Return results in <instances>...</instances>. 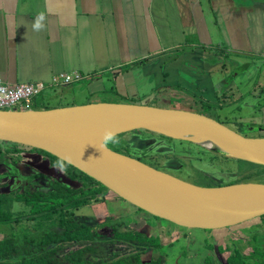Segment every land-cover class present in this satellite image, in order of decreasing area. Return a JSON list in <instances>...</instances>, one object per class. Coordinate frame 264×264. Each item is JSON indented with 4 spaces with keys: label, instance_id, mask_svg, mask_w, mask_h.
Instances as JSON below:
<instances>
[{
    "label": "crops",
    "instance_id": "1",
    "mask_svg": "<svg viewBox=\"0 0 264 264\" xmlns=\"http://www.w3.org/2000/svg\"><path fill=\"white\" fill-rule=\"evenodd\" d=\"M41 13L45 28L33 31ZM218 49L264 60V0H0L2 80L10 85L46 82L73 70L86 76L78 83L47 86L39 94L75 84L91 94H123L134 87L135 72L156 64L183 71L185 80L200 86L207 70L197 61L210 59L204 55ZM151 70L149 76L155 74ZM160 76H169V69L162 68ZM102 101L108 100L81 103ZM156 225L168 233L176 229Z\"/></svg>",
    "mask_w": 264,
    "mask_h": 264
},
{
    "label": "rangeland",
    "instance_id": "2",
    "mask_svg": "<svg viewBox=\"0 0 264 264\" xmlns=\"http://www.w3.org/2000/svg\"><path fill=\"white\" fill-rule=\"evenodd\" d=\"M204 62L198 60L207 70L202 75L203 85L197 86L193 79L190 82L183 78L182 73H176L169 69V76L162 77V68L156 64L141 70V74L135 72L134 87L120 94L115 91L94 93L87 91L82 84H75L65 88L47 89L37 95L29 104L31 108H55V106H71L70 103L95 100H108L104 102H134L158 107L188 108L212 117L223 123L230 129L243 136H264V60L263 57L245 56L235 52L218 49L211 51L209 56L204 55ZM165 62V60H164ZM138 68V67H130ZM152 69V70H151ZM181 70H184L180 68ZM154 71L150 76L149 73ZM187 76V73H184ZM192 78L194 77L191 74ZM188 78V76H187ZM106 86L109 81L104 83ZM189 89L190 91H188ZM128 93V95H126ZM138 95L139 98L135 97ZM133 96V98L131 97ZM70 104V105H66ZM86 104V103H81ZM80 105V104H73ZM25 104L19 109H27ZM63 107V106H59ZM46 108V109H50ZM125 140L130 141L128 151L149 165L164 170L174 176L197 185L211 186L217 183H227L234 177L246 176L257 182L264 183V173H258L261 166L251 164L248 161H238L232 158H223L214 146L205 143L167 141L160 139L156 134L146 131L139 133H124ZM148 142V143H146ZM202 146L212 152L221 155L210 160L212 154L207 150H201ZM168 158H165L166 155ZM33 159L39 155L29 154ZM213 157V156H212ZM239 176V177H240ZM245 176V177H246ZM244 179V177H243ZM247 180V179H244ZM104 196L108 199L95 202L92 205H84L74 210L75 218L96 227L103 234V239L110 237L108 218L114 221H122L125 225L137 230H147V234L159 235L164 244L160 248L148 250L147 248L130 246L126 243L109 242L108 240H95L97 252L94 258L118 257L133 252H140L144 260L159 256L161 264H219L224 260L225 247H248L252 239L256 237L258 245H264V218L261 216L244 221L234 226L222 229L184 228L171 222L151 216L142 210H134V205L116 196L110 190H104ZM111 196V198L109 197ZM138 212L139 215H135ZM158 220V221H157ZM106 221V222H105ZM160 224L173 229L170 233ZM105 223V225H101ZM11 226L0 225V239L7 236ZM169 231V230H168ZM246 240V241H245ZM252 241L251 243H253ZM172 243L171 246L168 244ZM213 246V248H212ZM144 249V251H143ZM246 251V250H245Z\"/></svg>",
    "mask_w": 264,
    "mask_h": 264
},
{
    "label": "water",
    "instance_id": "3",
    "mask_svg": "<svg viewBox=\"0 0 264 264\" xmlns=\"http://www.w3.org/2000/svg\"><path fill=\"white\" fill-rule=\"evenodd\" d=\"M106 128L117 135L142 129L208 142L222 154L264 165V136H243L193 110L104 101L0 110V141L44 150L135 207L180 227L215 230L264 215V183L197 185L110 147L100 152L95 145Z\"/></svg>",
    "mask_w": 264,
    "mask_h": 264
},
{
    "label": "trees",
    "instance_id": "4",
    "mask_svg": "<svg viewBox=\"0 0 264 264\" xmlns=\"http://www.w3.org/2000/svg\"><path fill=\"white\" fill-rule=\"evenodd\" d=\"M191 108L184 109L196 111ZM139 131L149 132L137 129L130 133ZM156 135L169 142H190ZM118 136L121 143L109 147L136 157L128 151L133 141L127 142L123 137L124 133ZM199 147L207 150L200 145ZM29 154L39 157L30 159L27 156ZM212 156L210 160L221 155ZM222 157L242 161L226 154H222ZM0 158L4 161L3 173L0 175V225L7 224L12 227L10 233L0 239V264H161L159 256L144 260L141 251L118 257L94 258L98 249L95 240L101 238L109 242L126 243L131 247L144 246L148 250L164 245L158 233L153 236L112 218H108L111 230L110 237L106 239H103V234L93 225L78 221L74 216L75 209L104 200V190L108 189L99 181L44 150L26 145L0 141ZM61 161L65 163L63 169L57 166ZM7 162L10 166L5 164ZM256 165L262 167L258 173L263 174L264 165ZM247 174L236 176L225 184L252 181ZM261 217L264 218V215ZM251 239L246 248L225 247L224 253H227L219 264H264V245H258L255 236ZM252 241L254 242L251 243ZM171 245L172 243L168 244Z\"/></svg>",
    "mask_w": 264,
    "mask_h": 264
},
{
    "label": "built area",
    "instance_id": "5",
    "mask_svg": "<svg viewBox=\"0 0 264 264\" xmlns=\"http://www.w3.org/2000/svg\"><path fill=\"white\" fill-rule=\"evenodd\" d=\"M85 75L77 70L63 71L51 76L49 81L19 82L13 85L0 78V110L19 109L26 106L47 86L60 87L81 82Z\"/></svg>",
    "mask_w": 264,
    "mask_h": 264
},
{
    "label": "clouds",
    "instance_id": "6",
    "mask_svg": "<svg viewBox=\"0 0 264 264\" xmlns=\"http://www.w3.org/2000/svg\"><path fill=\"white\" fill-rule=\"evenodd\" d=\"M45 16L41 13L32 24L33 31L40 32L45 28ZM121 143L119 136L113 130L106 128L101 138L95 147L100 151H110L109 145H119ZM58 168L63 169L65 163L63 161L58 163Z\"/></svg>",
    "mask_w": 264,
    "mask_h": 264
},
{
    "label": "flooded vegetation",
    "instance_id": "7",
    "mask_svg": "<svg viewBox=\"0 0 264 264\" xmlns=\"http://www.w3.org/2000/svg\"><path fill=\"white\" fill-rule=\"evenodd\" d=\"M3 163H4V161H1V158H0V175H2V168H3ZM6 165H8V166H10V163H5ZM19 181H18V179H17V183H18Z\"/></svg>",
    "mask_w": 264,
    "mask_h": 264
},
{
    "label": "bare ground",
    "instance_id": "8",
    "mask_svg": "<svg viewBox=\"0 0 264 264\" xmlns=\"http://www.w3.org/2000/svg\"><path fill=\"white\" fill-rule=\"evenodd\" d=\"M203 143H205V144H207L208 146H210V143H208V142H203Z\"/></svg>",
    "mask_w": 264,
    "mask_h": 264
}]
</instances>
